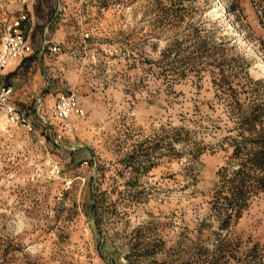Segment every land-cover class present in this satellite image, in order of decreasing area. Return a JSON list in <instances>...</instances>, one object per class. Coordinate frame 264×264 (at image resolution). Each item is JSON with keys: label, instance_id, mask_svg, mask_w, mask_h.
<instances>
[{"label": "rangeland", "instance_id": "1", "mask_svg": "<svg viewBox=\"0 0 264 264\" xmlns=\"http://www.w3.org/2000/svg\"><path fill=\"white\" fill-rule=\"evenodd\" d=\"M23 13L0 264H264V0H0V56Z\"/></svg>", "mask_w": 264, "mask_h": 264}, {"label": "built area", "instance_id": "2", "mask_svg": "<svg viewBox=\"0 0 264 264\" xmlns=\"http://www.w3.org/2000/svg\"><path fill=\"white\" fill-rule=\"evenodd\" d=\"M26 19L27 15L23 13L10 26V39L7 41L3 53L0 56V66L5 65L8 60L23 55L30 50L29 40L22 34L21 30V26ZM12 92L13 87L10 85H5L0 88V109L7 114L12 122L25 123L26 113L11 101ZM59 111L63 117H68L69 105L66 104V101L59 105ZM42 116L44 117L43 114Z\"/></svg>", "mask_w": 264, "mask_h": 264}, {"label": "crops", "instance_id": "3", "mask_svg": "<svg viewBox=\"0 0 264 264\" xmlns=\"http://www.w3.org/2000/svg\"><path fill=\"white\" fill-rule=\"evenodd\" d=\"M38 10V8L36 9ZM38 13V11H36ZM38 16V14H36ZM36 15H35V10L34 8L32 9V17H31V20H32V27H35L36 23H37V20H36ZM40 18H38V22H39ZM33 29V28H32ZM24 64H26V62H24ZM23 69V67L21 66V63L20 62H17L13 67H10V68H6V74H11V72H15L14 75L10 76L7 80L8 82L10 81H13L14 79H16V76L18 75L19 71ZM14 81H17V80H14ZM14 83V82H13ZM20 90L19 88V84H16V82L14 83L13 85V92L11 94V101L15 104H18L20 107H24V102H18V100H16V91ZM34 97V95H31L30 97V94L26 95V100H28L29 102V99ZM27 102V101H26ZM26 105H28V103H26Z\"/></svg>", "mask_w": 264, "mask_h": 264}, {"label": "water", "instance_id": "4", "mask_svg": "<svg viewBox=\"0 0 264 264\" xmlns=\"http://www.w3.org/2000/svg\"><path fill=\"white\" fill-rule=\"evenodd\" d=\"M39 113H40V116L45 120V118L42 116V113L40 112V110H39Z\"/></svg>", "mask_w": 264, "mask_h": 264}]
</instances>
